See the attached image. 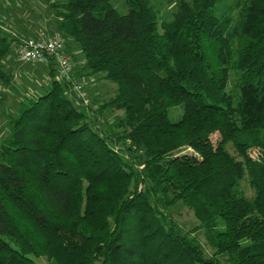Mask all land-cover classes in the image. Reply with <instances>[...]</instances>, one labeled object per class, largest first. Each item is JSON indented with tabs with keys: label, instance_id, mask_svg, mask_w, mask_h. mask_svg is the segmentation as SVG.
I'll return each mask as SVG.
<instances>
[{
	"label": "trees",
	"instance_id": "obj_1",
	"mask_svg": "<svg viewBox=\"0 0 264 264\" xmlns=\"http://www.w3.org/2000/svg\"><path fill=\"white\" fill-rule=\"evenodd\" d=\"M110 1L54 4L53 30L116 87L93 110L53 79L9 117L0 264H264V0H171L169 19ZM13 40L0 27V60ZM107 107L122 113L105 132Z\"/></svg>",
	"mask_w": 264,
	"mask_h": 264
},
{
	"label": "rangeland",
	"instance_id": "obj_2",
	"mask_svg": "<svg viewBox=\"0 0 264 264\" xmlns=\"http://www.w3.org/2000/svg\"><path fill=\"white\" fill-rule=\"evenodd\" d=\"M61 0H0V26L4 28L8 35L12 36L11 32H19L22 36H35L38 31H52L56 28L54 21V4ZM124 0H111L110 3L115 6L120 13L127 12V6ZM163 13V18L169 19L170 13L173 10L171 0H152ZM223 7H221L222 9ZM17 30V31H16ZM22 34V35H21ZM71 36L64 38L65 49L70 52L71 60L74 63L76 71L87 72L86 91L88 92L90 107L96 110L98 106L107 101L114 93L116 84L102 77L101 72H88L84 69V54L79 45L74 42ZM15 40L11 43V50L1 60V70L10 74L9 80L6 76L0 75V135H4L8 129L9 117L17 115L18 106L21 101H25L31 95H37L49 87L51 80H60L57 71L49 74V68L45 63L29 64L19 59L17 61L15 48ZM8 59V61H5ZM234 82L232 78L229 87H232ZM122 111L107 107L103 114L99 117L98 128L108 132L115 130L116 121ZM100 121H103L100 122ZM108 121V122H107ZM107 122V123H106ZM109 123V124H108ZM106 124L108 126H106ZM110 128V129H108ZM218 137V133L210 136L212 142ZM230 151L236 154L234 148L230 145ZM246 180L241 182V187L245 194L251 196L252 188L248 187ZM172 216L183 226L190 228L197 224L192 211L183 204H179L173 211ZM199 240L203 243L206 253H210V248L205 243L204 236L198 233ZM37 264H55L53 261L46 259L45 256L35 259Z\"/></svg>",
	"mask_w": 264,
	"mask_h": 264
},
{
	"label": "built area",
	"instance_id": "obj_3",
	"mask_svg": "<svg viewBox=\"0 0 264 264\" xmlns=\"http://www.w3.org/2000/svg\"><path fill=\"white\" fill-rule=\"evenodd\" d=\"M63 41L64 37L57 32L49 38H27L18 43L17 52L24 62L31 65L46 63L49 57L52 58L59 78H70L72 80V93H74L76 102L88 103L87 77L84 75L74 76V64L70 56L67 55Z\"/></svg>",
	"mask_w": 264,
	"mask_h": 264
},
{
	"label": "crops",
	"instance_id": "obj_4",
	"mask_svg": "<svg viewBox=\"0 0 264 264\" xmlns=\"http://www.w3.org/2000/svg\"><path fill=\"white\" fill-rule=\"evenodd\" d=\"M1 27V29H3L4 30V28L2 27V26H0ZM17 31V30H16ZM5 32V31H4ZM6 33V32H5ZM12 33V38L15 40V44H14V48H15V53H16V58H17V61H20L19 59H21L20 57H19V54H18V52H17V48H18V43H20L22 40H24V39H27V38H42V37H48L49 38V36H51L53 33H55V30H52V31H49V30H47V31H43V30H40V31H38L37 32V34L35 35V36H20L19 35V32H11ZM7 34V33H6ZM8 35V34H7ZM22 35V34H21ZM10 50H11V48H10ZM66 52H67V55H69L70 56V52H68L67 50H66ZM9 53V52H8ZM70 59H71V56H70ZM22 60V59H21ZM5 61H8V59H5ZM73 62V61H72ZM74 64V63H73ZM48 66V65H47ZM48 68H49V66H48ZM50 71V70H49Z\"/></svg>",
	"mask_w": 264,
	"mask_h": 264
}]
</instances>
